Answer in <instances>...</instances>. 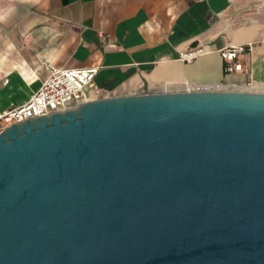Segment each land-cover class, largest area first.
I'll return each mask as SVG.
<instances>
[{
    "label": "water",
    "instance_id": "obj_1",
    "mask_svg": "<svg viewBox=\"0 0 264 264\" xmlns=\"http://www.w3.org/2000/svg\"><path fill=\"white\" fill-rule=\"evenodd\" d=\"M0 264H264V92L107 97L13 124Z\"/></svg>",
    "mask_w": 264,
    "mask_h": 264
},
{
    "label": "crops",
    "instance_id": "obj_2",
    "mask_svg": "<svg viewBox=\"0 0 264 264\" xmlns=\"http://www.w3.org/2000/svg\"><path fill=\"white\" fill-rule=\"evenodd\" d=\"M0 14V113L35 94L49 64L98 68L103 98L214 85L264 92V0H0ZM230 46L246 51L228 63ZM234 64L244 71L229 73Z\"/></svg>",
    "mask_w": 264,
    "mask_h": 264
},
{
    "label": "built area",
    "instance_id": "obj_3",
    "mask_svg": "<svg viewBox=\"0 0 264 264\" xmlns=\"http://www.w3.org/2000/svg\"><path fill=\"white\" fill-rule=\"evenodd\" d=\"M246 46H230L221 51V56L228 63L234 62L240 55L245 53ZM206 53L205 48L192 50L182 55L183 61L196 59ZM228 72L244 71L242 64H234L228 67ZM47 76L43 80L37 92L25 103L13 106L4 113H0V134L13 124L27 119L51 114L59 111L77 109L80 106L102 99L100 90L95 85V77L98 68L88 69L58 68L53 65L46 67ZM253 88V82L246 88ZM184 90H226L223 85H214L197 89ZM167 92V91H164Z\"/></svg>",
    "mask_w": 264,
    "mask_h": 264
},
{
    "label": "clouds",
    "instance_id": "obj_4",
    "mask_svg": "<svg viewBox=\"0 0 264 264\" xmlns=\"http://www.w3.org/2000/svg\"><path fill=\"white\" fill-rule=\"evenodd\" d=\"M5 19V16L3 14H0V22H3Z\"/></svg>",
    "mask_w": 264,
    "mask_h": 264
},
{
    "label": "bare ground",
    "instance_id": "obj_5",
    "mask_svg": "<svg viewBox=\"0 0 264 264\" xmlns=\"http://www.w3.org/2000/svg\"><path fill=\"white\" fill-rule=\"evenodd\" d=\"M247 91H251V90H247Z\"/></svg>",
    "mask_w": 264,
    "mask_h": 264
}]
</instances>
